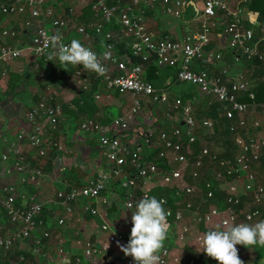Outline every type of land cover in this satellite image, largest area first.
I'll return each mask as SVG.
<instances>
[{"label":"built area","instance_id":"1","mask_svg":"<svg viewBox=\"0 0 264 264\" xmlns=\"http://www.w3.org/2000/svg\"><path fill=\"white\" fill-rule=\"evenodd\" d=\"M157 1H161L164 11L173 17L180 18L187 8L195 9L196 19L200 23L198 30L187 32L181 38L165 37L156 39L149 31L144 7H153ZM250 0H204L202 8L191 0H91L92 9L100 21L91 24L96 34H103L105 46L101 53H97L85 40L81 43L96 52L100 56L109 51L111 58L102 60L106 66V74L100 76L92 72L100 82L105 85L107 91H116L121 95L131 98V105L121 116L116 117L111 123L104 124L94 118H87L81 124V131L97 136L99 145L105 150L107 157V171L100 172L89 185L72 187L69 190L57 191V193L44 202L32 201L28 205L17 203V189L15 185L6 186L0 190V212L6 214L8 223L14 228L7 235H0V260L12 253L15 246L26 247V253L42 258L46 262H55L57 258L67 264L70 260L71 250L67 241L57 236L55 248L56 256L51 254L46 247V240L53 237V232L45 227V220L41 217L45 203H54L66 212L72 210L75 202L87 200L83 211L94 216H107L114 213L120 217L125 214L124 203L137 201L143 196L151 197V188L154 186H172V202L166 196L158 200L163 201L166 209L168 223V238L159 252L158 264H219L215 258L207 256L195 243L205 232L194 234L191 226L203 224L207 228L215 224L222 228H229L235 224H254L263 218L264 210V170L259 166L264 157V102L256 101L257 93L250 85L243 72L233 76L231 71L223 66L224 55L222 51L210 49L212 36L218 30L217 36L222 45L232 50L240 59L262 63L264 69V31L256 36L252 28L246 25L247 3ZM138 7V9L136 8ZM3 14H26L27 27H33V20H37V26L32 36L29 49L38 60L54 53L48 39L52 36L59 37V44L67 45L62 33H51L45 26L47 19H52L53 26L64 28L65 20L54 18L55 12L47 0H24L21 3L12 2L0 4ZM116 18L119 24V35L105 30L103 21ZM78 32L90 38L87 27L81 26ZM4 34L15 36V31H5ZM132 38L130 50L133 55L143 59L153 58L158 68L173 67L177 70V79L183 83L194 86L200 97L205 98L209 104L210 99L220 101L224 106L219 109L220 114L228 121L224 126L232 135L237 148V154L233 159L225 158L219 161L223 170H218L214 179L222 183H230L236 180V184L230 186L227 193V206L220 209L217 205H211L207 211H202L201 203L195 205L191 196H197L201 187L186 181V170L189 166V157L194 155V145L198 142V130H213L216 122L210 118L198 119L194 114V107L190 100L178 96L170 101L168 93L160 90L145 79V67L143 63L135 64L128 55L122 56L117 52V40ZM24 48H16L5 43L0 48V65L19 59L23 56ZM219 65L218 72L209 70V66ZM114 67V68H113ZM116 70V72H115ZM262 80L264 81V73ZM75 83L81 90H87L88 77L83 68H78L75 75ZM145 100L153 104L165 103L164 117L170 120L172 126L165 129L161 125L144 130L146 144L161 147V154L167 158L171 168L161 170L155 163L143 160L144 146L142 144H128L115 133L117 130H126L134 118L141 113ZM254 106H260L261 112H249ZM254 114L252 120L249 115ZM39 118L46 120L52 130H57L61 124L62 110L51 103L48 97H43L28 113L31 129H22L17 135V142L26 141L39 150V155L44 156L52 145L46 144L38 132ZM10 149H15L16 143L4 139ZM59 149H63L59 147ZM209 148L201 147L200 154L196 157L194 166L196 170L193 176H198L197 169L203 165L204 158L209 156ZM217 159V155L212 156ZM12 162V167L20 174L24 184L40 185L46 178L42 164L33 165L24 155L5 152L0 154V164ZM132 170V172L130 171ZM230 176L232 179H226ZM110 181L120 182L126 187V197L120 200L108 196ZM151 184L150 186H148ZM206 202L214 196L212 184L206 183ZM141 188V193L139 189ZM251 196V206L248 209L235 207L243 202V196ZM245 201V200H244ZM254 206V208H253ZM258 206V207H255ZM260 206V207H259ZM116 207V208H115ZM115 209V210H114ZM186 215L190 218V224L184 223ZM217 219V220H215ZM65 218L57 221L59 226L65 225ZM124 228L131 230V216L124 218ZM5 225L0 222V232ZM102 231H109L107 238L98 243L77 240L78 245L84 248V258L90 264H108L106 256L113 253V244L117 241H125V229H111L107 221L102 225ZM189 238L186 239V238ZM188 243L195 251L192 256H184V252L174 251L177 243ZM238 255L244 264H264V261L249 262L243 255L240 245H237ZM23 258V257H22ZM111 264H135L133 258L125 254H119L115 263Z\"/></svg>","mask_w":264,"mask_h":264},{"label":"crops","instance_id":"2","mask_svg":"<svg viewBox=\"0 0 264 264\" xmlns=\"http://www.w3.org/2000/svg\"><path fill=\"white\" fill-rule=\"evenodd\" d=\"M22 1L24 0H0V4L21 3ZM126 1L130 2L131 0ZM191 1L195 2L199 8L203 7L204 0ZM47 3L54 9V18L65 20L67 23L66 27L59 29L53 26L52 19H47L45 26L49 32L62 33L64 38L70 42L73 39L80 42L85 40L97 53L104 50L103 34L90 32L91 37L87 39L78 32L81 26L87 27L88 30L94 29L91 24L100 21V17L92 9L91 0H47ZM136 8L138 9V7ZM144 10L148 29L156 39L181 38L187 32L200 28L193 7L187 8L180 18L168 15L164 11L161 1H157L153 7L145 6ZM27 20L28 13L3 14L0 9V48L5 43L16 48H24L23 56L19 59L0 65V154L11 153L14 150L15 154L24 155L33 165L42 164L46 173V178L40 185L24 184L21 182L20 174L12 167V162L0 164V190L6 186L15 185L17 203L21 205H28L32 201L44 202L53 197L57 191L89 185L98 173H105L107 171L106 152L99 145L97 136L81 131V124L87 118H94L104 124L111 123L116 117L123 115L132 103L128 95H121L116 91H107L105 85L91 71L86 72L85 69L83 71L89 79V88L81 90L75 83V75L76 70L82 66L69 65L64 68L53 58L52 54L40 60L36 59L28 47L34 34V24L36 29L38 23L37 20H33V27H27L25 25ZM102 23L105 30L112 32L116 37L119 35V24L116 18L105 20ZM246 25L255 32L257 27L261 26L259 13L247 8ZM5 31H15L16 35H6L4 34ZM263 31L264 26H261V32ZM217 34L218 30H215L209 48L222 51L224 55L223 66L227 67L233 76L243 72L247 77V70L242 62L249 63L251 61H242L239 56L228 55L230 50L222 45ZM124 41L125 46L117 47V52L122 56L127 55L121 51L130 49L132 38H127ZM218 69V64L209 66V70L213 72H218ZM158 74L159 80L164 85L155 87L166 91L170 101H174L180 96L194 104L197 98H201L194 86L176 79L172 80L173 74L169 73L168 70H162ZM94 79H97V82ZM256 86L257 84L253 88ZM45 96L51 100L52 104L61 108L62 118L60 126L55 131L52 130L46 120L39 118L37 125L39 135L46 144L53 146L41 157L37 147L31 146L26 141L17 142V135L22 129L32 128L28 120V113ZM165 108V103L153 104L149 100H145L141 113L134 118L130 128L122 131L117 130L115 133L124 140H129L131 145L142 144L143 131L156 126V124L160 126L159 123H156L158 119L168 122L170 124L169 129L172 126L171 121L164 117ZM253 116L254 114L249 115L250 121ZM222 125L227 131L224 126L228 125V121H223ZM4 139L16 143L15 149H10L9 144ZM217 140L221 139L217 138ZM59 147L63 149H59ZM49 156L51 157L49 158ZM47 159L50 161L47 162ZM126 190L123 189L120 182L110 181L105 193L120 200L119 198L126 197ZM138 193H141V188ZM85 203L88 201L75 202L70 212H66L54 203H45L42 210L41 217L45 220V227L53 232V237L45 242L46 247L51 254L56 256L57 236L65 239L71 250L70 260L67 264H90V262H86L83 254L84 248L77 244V240L94 243L104 241L109 231H102V225L107 221L111 229H125V241L120 242V244H126L129 239L131 230L124 228V218L131 216L130 212L127 211L126 216L120 217L115 216L114 213L117 212H111L107 216H94L83 211ZM60 217L65 218L66 222L63 226H59L57 223ZM0 222L5 225L4 231L0 232V235H7L13 231L14 228L8 223L4 212H0ZM187 245V242H179L176 247H173V250L175 252H184L183 249L188 251ZM188 246L190 247V244ZM253 248L255 254L250 259L247 258L249 262L264 261V257L257 254L255 247ZM25 249L27 248L15 246L10 255L0 260V264H63L59 258L55 262H46L42 258L26 253ZM190 249L192 248L190 247ZM119 254H124V252L115 243L113 244L112 255L106 256L104 261H109L108 264L115 263ZM28 255L33 257L32 261L26 259Z\"/></svg>","mask_w":264,"mask_h":264},{"label":"clouds","instance_id":"3","mask_svg":"<svg viewBox=\"0 0 264 264\" xmlns=\"http://www.w3.org/2000/svg\"><path fill=\"white\" fill-rule=\"evenodd\" d=\"M55 49L53 58L67 68L69 65L82 66L100 76L106 74L102 60L111 58L109 51L100 56L79 40L73 39L67 45L59 44V37L48 38ZM51 60V59H50ZM125 210H131V231L126 244H117L125 255L131 256L135 264H158L159 252L168 238L167 211L163 201L155 196H143L137 201L124 203ZM122 216H126L125 214ZM207 256L215 258L219 264H244L238 255L237 245L264 247V220L254 224H235L225 230L219 226L207 230L195 243Z\"/></svg>","mask_w":264,"mask_h":264},{"label":"trees","instance_id":"4","mask_svg":"<svg viewBox=\"0 0 264 264\" xmlns=\"http://www.w3.org/2000/svg\"><path fill=\"white\" fill-rule=\"evenodd\" d=\"M246 7L253 12H258L259 13V22L261 24V26H264V0H250ZM261 26L259 25L257 27V30H255V35L259 36L262 32H261ZM89 32H91L92 34L96 33V31L94 29H90L88 30ZM121 41V42H120ZM122 45H126L124 40H117V47L122 46ZM262 46L264 47V44H262ZM122 53H127V55L131 58V60L135 63V64H140L143 63L144 67H145V79L148 80L149 82L153 83L154 86H163V82H161L159 80V74L158 72H162V70H168L169 73H172V80H178L177 79V70L173 67H166V68H158L155 63L153 62V58H148V59H143L140 56H135L133 55L132 51L130 49H127L125 51H121ZM230 56H237L238 54L234 53L232 50H230L229 54ZM248 61V60H247ZM251 62H254L256 64H258V66H260V69L262 68V63L255 59ZM262 75L264 73V69L262 68ZM261 75L260 80L257 83V86L255 88H253L256 93H257V98L256 101L259 103H263L264 102V81L262 80L263 76ZM95 80V79H94ZM179 81V80H178ZM95 82H97V79L95 80ZM211 103V108L209 110V112H207V115L209 117H211L215 122H216V129H218V126L223 124V121H227L224 117L221 116L219 109L223 108V104L215 99H210ZM156 123H159L162 127H165L166 129H169L170 124L166 121H163L162 119H158V121ZM168 126V127H166ZM223 126V125H222ZM130 128V126H129ZM140 132V131H138ZM227 134L230 136V138L225 139V141H223V145H224V150L219 153V152H215L212 149H209V156H206L204 158L203 161V165L201 168L197 169L198 171V176H193L192 172L194 170H196L195 166H194V162L196 160V157L200 154L201 152V145L199 142H196V144L194 145L195 148V153L194 155L189 157V166L186 170V181L189 182L190 184H194L196 186L199 187V185L202 184L201 188V192L199 191V194L196 196H191L189 199H191V201H193V203L197 206L199 205V203H201V210L207 211L208 208L211 206V203H215L220 209H224L227 206V195H226V191L222 190L218 184L216 183H212L209 181V183L212 184V189L214 191V196L212 198H209L208 200H206V202H203V198L207 197V187H206V181L203 180V174L202 172L206 169V166H209V169H211L213 171V173L217 172L218 170H223V168L220 166L219 161L225 158H230L233 159L236 154H237V148L233 142V135L227 130L226 131ZM216 133H218V131L216 130ZM220 133V132H219ZM143 136V140H142V145L145 148L144 154H143V160L147 161V162H152L155 163L157 165V167H159L161 170H169L171 168L170 163L168 162L167 158L160 156L161 154V147H155L154 145H150V144H146L145 140H144V132L142 134ZM228 136V137H229ZM126 143L130 144V141L125 139L124 140ZM132 144V143H131ZM154 146V148H153ZM223 148V146L221 147ZM213 155H217V159H213L212 156ZM51 156H49L50 158ZM50 160L47 159V162H49ZM264 163V157L261 161ZM130 171V170H129ZM132 172V170L130 171ZM214 173V174H215ZM226 179L231 180L232 178L230 176H225ZM203 182H200V181ZM200 182V183H199ZM200 188V187H199ZM123 189L125 190L126 187L123 186ZM173 192V188L172 186H154L151 188V196H155L157 199H159L161 196H166L171 204H173L172 202V194ZM243 202H245L246 200H251V196L247 195V196H243ZM245 200V201H244ZM244 203L237 205L235 207L236 210L243 208ZM206 207V208H205ZM258 207V206H255ZM260 207V206H259ZM254 208V206H253ZM260 210L263 211V218H261V220H264V210L262 207H260ZM203 225V224H201ZM187 250H191L189 251V256L194 255L195 251H193V249H190V247L187 245L186 246ZM256 251L261 254L262 257H264V247H260V248H256ZM188 256V257H189ZM247 258V257H246ZM248 260V259H247ZM202 261V260H201ZM249 261V260H248ZM204 263V261H202V264Z\"/></svg>","mask_w":264,"mask_h":264},{"label":"rangeland","instance_id":"5","mask_svg":"<svg viewBox=\"0 0 264 264\" xmlns=\"http://www.w3.org/2000/svg\"><path fill=\"white\" fill-rule=\"evenodd\" d=\"M243 61V59H241ZM243 66L246 68L247 70V78L249 80V83L251 86H254L255 84L258 83V81L260 80L261 78V69L259 68L258 64L254 63V62H249V63H246L245 61L242 62ZM255 70L256 71V74H255ZM250 74V75H249ZM193 98V97H192ZM193 107H194V114L195 116L198 118V119H203V118H210L212 119L211 117H209L207 115V112H209L210 108H211V104L208 103L207 100H205V98L201 97V98H197L196 101H194V104H193ZM261 107L260 106H254L253 108L250 109L249 112H261ZM216 130L218 131V133H216ZM220 132V133H219ZM229 135L226 133L225 129L223 128L222 125L218 126V129H216V127L213 129V130H206V129H199L198 130V142L200 143L201 146H207L209 149H212L214 150L215 152H219L221 153L223 150H224V145H223V141H225V139H229L230 136L228 137ZM217 138H220L221 140H217ZM219 141V143H218ZM223 146V148H221ZM259 170L262 172L264 170V163L262 162V164L259 166ZM203 174V180L206 181V182H212V183H216L219 185V187L226 191V195L229 191V188L230 186H232V184H236L237 181L236 180H232L230 183H220L219 181H216L214 179V175H213V171L211 169H209V166L207 167L206 166V169L202 172ZM200 182H203L202 180ZM199 182V183H200ZM204 183V182H203ZM211 184V183H210ZM199 187L203 188L202 187V184L199 185ZM251 201L250 200H246L244 202V206L243 208L245 209H248L250 206H251ZM210 205H216L215 203H211ZM206 208V207H205ZM217 220V219H215ZM184 223H188L190 224V218L186 215L185 217V221ZM215 224L209 226V228H207L206 226L204 225H194V226H191V231L196 234V233H199V232H206L207 230H210V229H214L216 228L218 225L217 221H214ZM220 230H225L226 228H222L220 227ZM190 236L186 239L189 240ZM242 250H243V255L245 257H250L255 254V251H254V248L251 247H245L243 245H240ZM184 247V245H183ZM184 250V256H189L188 255V251H186L185 249ZM187 252V253H186ZM195 254V253H194ZM257 254H259L257 252ZM28 261H32L33 260V257L31 255H28L27 258ZM202 261H204V257H202Z\"/></svg>","mask_w":264,"mask_h":264}]
</instances>
